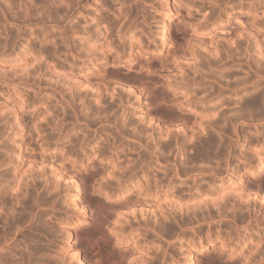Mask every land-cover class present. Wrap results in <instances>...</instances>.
<instances>
[{
    "label": "clouds",
    "instance_id": "9594fccd",
    "mask_svg": "<svg viewBox=\"0 0 264 264\" xmlns=\"http://www.w3.org/2000/svg\"><path fill=\"white\" fill-rule=\"evenodd\" d=\"M0 264H264V0H0Z\"/></svg>",
    "mask_w": 264,
    "mask_h": 264
}]
</instances>
